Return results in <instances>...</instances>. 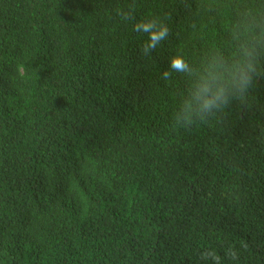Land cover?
Returning a JSON list of instances; mask_svg holds the SVG:
<instances>
[{
  "label": "trees",
  "instance_id": "obj_1",
  "mask_svg": "<svg viewBox=\"0 0 264 264\" xmlns=\"http://www.w3.org/2000/svg\"><path fill=\"white\" fill-rule=\"evenodd\" d=\"M222 224L264 264V0H0V264H218Z\"/></svg>",
  "mask_w": 264,
  "mask_h": 264
},
{
  "label": "clouds",
  "instance_id": "obj_2",
  "mask_svg": "<svg viewBox=\"0 0 264 264\" xmlns=\"http://www.w3.org/2000/svg\"><path fill=\"white\" fill-rule=\"evenodd\" d=\"M122 15L125 19L128 18L126 14ZM134 27L136 31H142L148 34V42L143 47V51L145 54H148L151 50H155V48L168 36L167 26L155 19L140 21ZM169 67L171 70L178 73L185 72L188 70V65L184 57L180 54H175L170 57ZM170 75L171 73L168 70H165L163 73V77L166 80L170 77ZM250 82V77L244 76L241 78V93L249 86ZM204 91H207V89H204ZM223 98L224 93L223 89H221L215 99L204 100L203 108L209 110L215 105L217 100H222ZM239 98L243 101L242 95ZM219 231L224 241V244H222V249L219 254V258H216L215 255L211 252L204 253V258L212 257L214 259H218V264H247L244 259V256L242 255V252H238L237 250L241 248L250 238L242 236L241 234L237 233L236 231H233L232 229H229L223 224L219 228Z\"/></svg>",
  "mask_w": 264,
  "mask_h": 264
}]
</instances>
